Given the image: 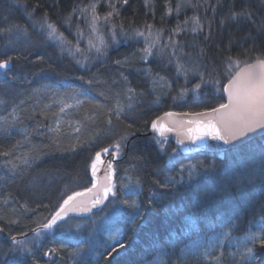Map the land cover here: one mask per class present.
<instances>
[{
  "label": "trees",
  "instance_id": "trees-1",
  "mask_svg": "<svg viewBox=\"0 0 264 264\" xmlns=\"http://www.w3.org/2000/svg\"><path fill=\"white\" fill-rule=\"evenodd\" d=\"M245 2L246 0H220V6L217 8L216 22L213 25L214 39L210 47L212 55L216 57L215 76L220 82L219 86L214 85L216 86L214 89L211 86L203 88L196 97H189L181 103L173 99V97L177 98L179 87V80L176 78L174 69L170 66L165 67L166 62L157 58H150V63L146 65L139 59L138 48L133 45L120 46L109 53L103 64L87 73H81L74 64L59 56L54 48L45 44L33 50L28 60L20 59L13 62L10 66L12 73L21 79L27 76L30 81L18 85L22 93L20 98L25 100V104L21 107L27 108L29 115L38 103L41 106L51 103L49 96L52 92L47 89L42 91L38 98L29 99L28 93L32 88H44L45 85L63 93L65 87L60 84L67 82L66 87L70 89L78 92L88 90L89 100L92 102L86 101L78 111L67 110L66 116L62 114L64 122L61 125L62 135L59 149L47 138L54 135L47 132V126L51 123L54 127L55 121L45 120L39 115V107L36 108V119L44 125L41 131L45 135H32L30 139L33 144L43 147V153L39 162L33 165L31 176L23 182L13 183L8 180L4 175L3 160L0 159V196L10 192L15 198L13 204L16 208H19V203L27 202L30 209L27 213L20 209L18 213L8 214L12 219H19L17 225L9 226L0 222V226L10 230L12 235L22 237L19 235L20 232H28V237H30L32 232L29 229L36 228L46 217L50 218L63 199L75 192H85L91 188L90 163L95 153L108 147L118 137L119 131L126 128L128 124L132 127L127 130L133 133L129 137L127 147L113 165V183L116 185L114 191L117 195L108 196L102 208L95 214L83 219L65 220L64 223L69 225L65 232L60 236L45 238L36 249L32 250L37 264H151L157 257H162L164 264H209V261L204 260L208 241L223 231H228L233 240L225 241L222 248L208 249V254L220 255L222 252L223 257L220 264H241L240 257L233 253L237 251L243 253L245 248L241 246L237 249L235 240L253 231L258 236L264 235V232L256 227L259 225L261 216L264 215L261 212V187L257 185L243 194L233 193L230 198L225 199H210L205 202L198 200V197L205 189H211L214 185L230 179L234 171H242L245 163L248 165L258 163L264 152V137L256 138L245 146L223 153L222 157H219L220 154L210 153L184 157L179 155L168 140L164 147L165 151L161 152L155 139L146 137V134L151 121L165 113H202L213 110L224 103L222 88L231 76L226 74L225 65L221 62V57L227 52L223 48L217 50L216 46L218 44L227 45L230 35L239 41L251 25L232 23L224 28L221 35L218 27L219 20L230 8L234 7L235 10H239ZM87 3L89 0H27V9L28 11L35 9V20H39L44 12H47L50 21L57 25L59 32L72 33L77 30V24L83 26V19L77 21L74 16L71 28H69L64 18L72 11L73 5H86ZM166 3H171L174 7L176 0H154L152 10L145 9L143 0H129V3L123 7L118 5L121 17L114 22L118 28L123 22L126 30L140 27L145 22L153 23L156 27L165 28V33H168L175 26L177 19L180 21L183 19L184 11L179 14V17L175 12L168 16L165 14ZM216 3L217 0H209L210 5ZM108 10L105 0H100L98 12L103 15ZM187 11L192 12L191 9ZM200 14L208 17L213 15L210 9L207 13L201 10ZM5 16H9L12 23L27 28L33 39H39L37 31L31 26L32 21L29 20L25 8L18 6L15 0H0V21ZM182 37L183 40H190L191 35L185 36L184 34ZM5 52L15 56L17 52H24V46L18 42L15 48L5 49L4 42H0V59L6 58ZM240 52H243V48L234 46L231 54L236 57ZM38 54L43 56L44 60L36 63ZM255 55L253 53V61ZM126 56L131 59L125 67L121 68L114 63L116 59L124 60ZM240 59L244 60L246 57L240 56ZM145 68H151L153 73L159 72L166 78L165 86L158 88L155 93L150 91V80L143 75ZM121 72L127 76L128 83L138 92H144V95L139 98L134 111L124 117L123 123L113 121L114 127L109 130L106 124L107 116L103 109L111 105L112 98H106L101 93L106 91L109 85L113 91L121 89L124 84L120 76ZM32 73H37V75H32ZM90 80L93 83L89 84ZM96 80L107 83L97 84ZM113 80L117 83L113 84ZM167 84L172 85L171 91ZM157 96L160 98L159 103L155 102ZM53 110H58V105H53ZM84 114L94 115L96 123L86 122V128L79 134L81 140L88 141L89 136L95 135L97 130L100 135L94 143H85L83 147H77L73 152L70 149L76 141L63 133L72 132L68 126V120H79ZM34 123V120L25 119L24 124L18 127L31 129ZM75 135L77 134L73 132L72 136ZM21 138L19 131L7 138L0 134V149L9 147ZM27 147L26 145L24 149L18 151H25ZM173 154L178 157L175 162L171 159ZM133 156L141 157L148 162L147 167L142 171L144 185L138 198L141 205L138 210L140 215L135 221L126 214L128 210L124 209L120 203L122 199L127 198L126 195H119L121 179L126 176L125 169L130 168ZM186 162L192 164L202 162L213 168L199 175L189 187L181 188L175 194L162 195L157 204L150 206L148 202L150 193L152 191L161 192V189L152 182L156 174L159 173L161 179L165 175L176 176L180 167L188 164ZM36 176H40L41 179L34 186L25 187L29 180ZM184 179L187 182L186 173H184ZM4 207L9 206L0 205V208ZM174 239L177 240L175 244L172 243ZM197 241L201 242L198 250L186 251ZM246 244L253 247L255 251L256 259L251 264H264V249H261L258 244L253 245L250 242ZM9 248L10 244L1 239L0 252L8 253ZM53 248L57 251L52 254L51 259L44 256V252ZM76 249L80 250V255H70ZM4 259H7L9 264H14L16 260H24L25 264H33L31 257H23L17 253L8 254L6 257L0 254V261Z\"/></svg>",
  "mask_w": 264,
  "mask_h": 264
},
{
  "label": "snow or ice",
  "instance_id": "snow-or-ice-1",
  "mask_svg": "<svg viewBox=\"0 0 264 264\" xmlns=\"http://www.w3.org/2000/svg\"><path fill=\"white\" fill-rule=\"evenodd\" d=\"M105 2L109 10L103 15L98 12L100 0H89V3L86 5H73L72 11L64 18V22L69 28H71L74 16L77 21L83 19L89 35L87 51L94 50L98 56L105 55L106 49L109 46L105 36L101 34L105 31L110 33L112 44L119 43L118 36L123 37L125 40L138 41L142 38L143 46L137 49V52L140 53L139 59L147 65L150 63V58L160 56L162 61L166 60L165 67L169 65L174 67L176 77H183L185 81V84L180 87L179 95L181 97L187 95L189 92H198L205 85L219 86L220 82L215 76L217 71L216 57L212 55L210 44L214 39L213 25L216 22L215 15L217 8L220 6V0H217V3L212 5L209 4V0H176L174 7L171 3H166L165 14L168 16H171L175 12L177 17H179L182 11L186 13L187 9L192 10V15L188 16L185 14L183 21L177 19L175 26L168 32L167 41L163 40L165 28L156 27L153 23L147 22L140 27H134L130 30H126L123 22H121L119 33H117V25L114 21L121 17L120 7L127 5L129 0H105ZM15 3L25 8L29 20L32 21L31 26L37 31L39 39H33L27 28L12 23L9 16H5L0 21V42H4L5 49L9 47L15 48L18 42L24 46V52H17L15 56L8 55L5 52L6 58L0 59V134H3L7 138L12 136L14 132L19 131L22 137L9 147L0 149V159L3 160L4 175L13 183L23 182L27 177H30L33 165L37 164L42 158L43 147L33 144L30 139L32 135H45L41 131L44 125L36 119V108L39 107V115L45 120L53 119L55 121L54 127L51 123L47 126V132L54 134L47 138L59 149L62 135L61 125L64 122L62 114L66 116L67 110L75 109L78 111L86 101L88 103L92 102L89 100L88 90L78 92L75 89L65 87L64 92L60 93L45 85L44 88H32L28 96L29 99L38 98L40 93L47 89L52 92V95L49 96L51 103L43 104L42 106L38 103L33 107L30 115L27 108L21 107L25 104V100L20 98L22 93L18 85L30 81H28L27 76L23 79L17 77L12 73L10 66L13 65L14 61L20 59L28 60L33 50L39 49L43 44L53 40L60 41V50L63 53L65 50L63 45L67 41L63 33L59 32L57 25L50 21L47 12H44L39 20H35V9L28 11L27 0H15ZM143 3L145 9L152 10L154 7V0H143ZM209 9L213 13L212 17L201 16V10L207 13ZM232 23L250 24L251 27L245 30L244 35L239 41L230 35L227 45L218 44L216 46L217 50L223 48L227 52L226 55L221 57V62L227 66L226 72L231 76L228 85L223 88L224 92L228 95V103H222L219 108L213 109L212 111L217 115L210 118L207 123L197 122L194 129H188L187 138L191 144L196 145V148L185 149V151H196L204 147L203 141L205 139L220 141L225 146H229V150H232L238 149L243 142L254 135L264 137V0H246L245 5L239 10H235L234 7L230 8L219 20L218 27L221 35L224 28ZM76 28L78 40L75 46V53L83 54L79 47V40L84 38L85 29L81 28L79 24H77ZM181 34H185V36L190 34L191 39H176ZM234 46L243 48V52L237 53L236 57H233L231 54ZM253 53L256 54L254 61L252 59ZM68 55H74L71 49L68 50ZM240 56H244L246 59L241 60ZM133 57H135V53H133ZM130 59V57L126 56L124 60L116 59L114 63L123 68L129 64ZM43 60L44 57L38 54L36 63ZM76 63L80 64L81 67L84 66L83 62L79 59L76 60ZM241 63L245 67L236 72L235 75H231V72L235 68H239ZM32 75H37V73H32ZM143 75L150 80L151 92L155 93L158 88L165 86L164 82L166 78L159 72L153 73L151 68H145L143 69ZM120 76L124 81L121 89L113 91L111 85H109L107 90L101 93L106 98H112L111 105L105 106L103 109L107 116L106 124L109 130L114 127L113 121L122 124L124 117L134 111L139 98L144 95V92H138L128 83V78L123 72L120 73ZM193 77H198L199 82L189 89L186 85ZM78 79L81 78L78 77ZM95 82L97 84L107 83L100 80H96ZM88 83L91 84L93 81L90 80ZM112 83L116 84L117 81L113 80ZM167 87L171 91L172 85L167 84ZM217 90H219L218 87ZM173 99H176V97H173ZM155 102H160L159 96L156 97ZM53 105H58V110L54 111ZM171 115L173 113H165V116ZM184 115H188V113H184ZM195 115H207L211 117V113L198 112ZM25 119L35 121L31 129L18 127L24 124ZM162 120L163 117H157V119L151 121L152 130L160 137H164L166 132L174 131L172 127L162 123ZM86 122L95 124L96 117L84 114L79 120L67 121L72 132L63 133V135H67L76 141L70 149L73 152L76 151L77 147H83L85 143H94L100 135V132L97 130L95 135L89 136L88 141H82L79 134L86 128ZM187 123L192 122L188 121ZM131 127L132 125L128 124L126 128L120 130L118 137L108 147L97 151L91 159L90 168L93 182L92 188H89L88 192H92L98 187L95 179L98 166L105 163L102 159V154L104 156L111 155L113 159L119 158L129 143V137L133 135L132 132L127 130ZM73 132L77 135L72 136ZM153 139L160 146V151L164 152L165 140L156 139L155 137ZM178 143L183 145L185 141L179 140ZM26 145L28 147L25 151H18L19 149H24ZM171 159H174V157ZM147 164L148 162L141 157L133 156L130 168L125 169L126 176L120 182L119 195H126L127 197L122 199L120 203L124 209L128 210L126 214L131 216L133 221L140 215L138 210L141 205L138 198L143 191L144 177L142 171L143 168L147 167ZM212 168L213 166H206L201 162L182 165L176 176L165 175L161 179L159 173H157L152 182L161 189V192L156 193L152 191L150 193L149 205L157 204L162 195L175 194L181 188L189 187L199 175L211 171ZM185 172L187 173V182L184 179ZM113 174V163L108 161L105 176L106 182L100 186L97 195L91 200L90 206L77 201V197L83 196L84 193L75 192L73 195H68L55 208L50 218L46 217L36 228L29 229L35 239L29 238L28 232H20L19 235L24 237V239H18L17 235H12L10 230L0 226V234L7 235V239L11 241L8 253L0 252V254L6 257L8 254L17 253L24 257H31L33 264H37L32 251L33 246L36 245L38 239L46 232L51 231L58 221L64 220L70 213L81 214L90 212L92 208L102 204L110 193L113 196L117 195L114 191L116 185L113 183ZM40 179V176L32 177L25 187L34 186ZM257 185L261 187V212L264 213V152H262L258 163L252 165L245 163L242 171H234L230 179L214 185L211 189H205L198 197V200L206 202L210 199L230 198L233 193L243 194ZM100 192H102V196L99 194ZM14 200L15 198L10 192L0 196V205L9 206L0 208V222H4L9 226L19 223V219L10 218L9 213H18L20 209H23L27 213L30 210L27 202L19 203V201H15V203H19V208H16L13 204ZM259 227L260 231L264 232V215L261 216ZM232 240L233 237L230 236L228 231L217 233L208 241L204 260L209 261V264H220L223 253L221 252L220 255H216L215 253L209 255L208 249L222 248L225 241ZM176 242L177 240H172L173 244ZM245 242H250L253 245L258 244L261 249H264V235L258 236L253 231L244 235L241 239L235 240L236 248L239 249L243 246L245 251L243 253L237 251L233 255L240 257L241 264H251L256 259L255 251L253 247L247 246ZM200 243V241L193 243L191 248L186 251L198 250ZM56 251L57 249L55 248L50 249L44 252V256L51 259L52 254ZM70 255L78 256L80 255V250L76 249ZM0 264H9V262L7 259H4L0 261ZM14 264H25V261L16 260ZM151 264H164V260L162 257H157Z\"/></svg>",
  "mask_w": 264,
  "mask_h": 264
},
{
  "label": "water",
  "instance_id": "water-1",
  "mask_svg": "<svg viewBox=\"0 0 264 264\" xmlns=\"http://www.w3.org/2000/svg\"><path fill=\"white\" fill-rule=\"evenodd\" d=\"M244 67L245 66L239 68L237 70V72H239ZM228 83H229V81L224 86L228 85ZM224 86H223V88H224ZM223 88H222V97L224 99V103H228V95H227V93L224 92ZM217 108H219V107H217ZM170 113H173V115H171V116H165V114L161 115L160 117H163V120L161 122L168 125L169 127H172L174 129V131L166 132L164 137H160V136H158L157 133H155L152 130L151 124H150L149 128H148V132L146 134V137H153V138L155 137L156 139H162V140L170 141L173 144V146L175 147L176 151L179 153V155L184 156V157L192 156V155H196V154H201V153L223 154V153L235 150V149L229 150V146H225L220 141L205 139L203 141L204 147L199 148L196 151H185V149L196 148V145L191 144L187 138L188 129L189 128L194 129L197 125V122L207 123V121L210 118L216 117L217 114L214 113L212 110L202 112V113H211V117L207 116V115L197 116L195 114L184 115L181 113H174V112H170ZM188 121H191L192 123H187ZM259 137H261V136L254 135V136L248 138L245 142H243L240 145V147L245 146L246 144H248L252 140L259 138ZM179 140H184L185 143L183 145H181L178 143ZM108 159L112 160L111 162L113 163V165L118 161L116 159L114 160L111 155L106 156L103 159L105 161V163L98 166V171H97L96 178H95L97 186H98L97 189H94L92 192H88V191L82 192V193H84V195L77 197V201L83 202L86 206H90L91 200L98 193V189L100 188L101 185H103L106 182L105 176H106V171H107ZM91 179H93L92 174H91ZM99 194L102 196V192H100ZM105 201L106 200H104V202L102 204L98 205L97 207L92 208L90 212L81 213V214L70 213L68 217H66L64 220H62V222L67 220V219H70V218L83 219V218L90 216L91 214H95V213L99 212V210L102 208ZM59 222H61V221H58V223ZM1 235H2L3 240L6 241L7 240L6 235L5 234H1ZM30 235H33V234L31 233ZM23 238L24 237H18V239H23ZM9 242L11 243V241H9Z\"/></svg>",
  "mask_w": 264,
  "mask_h": 264
},
{
  "label": "rangeland",
  "instance_id": "rangeland-1",
  "mask_svg": "<svg viewBox=\"0 0 264 264\" xmlns=\"http://www.w3.org/2000/svg\"><path fill=\"white\" fill-rule=\"evenodd\" d=\"M185 14H187L188 16H191L192 12L191 11H187L186 13L184 12V17H183V19L181 21L184 20ZM80 27L85 29L84 38L79 40V47L81 48L83 54L75 53V46H76L77 40H78L77 35H76V31L77 30L76 31L74 30L72 33H69V32L63 33V35H64V37L66 38V41H67L63 45V47L65 49L63 53H61V50H60L61 46H60V41L59 40H53L51 42L45 43V45L51 46L52 48H54L59 56L67 59L70 63L74 64L81 73H87V72L91 71L92 69H95L97 66L103 64L106 61L107 56L109 55V53H111L112 51L116 50L120 46L133 45L135 48H140V47L143 46V39L142 38L139 39L138 41L137 40H125L123 37H120V36L117 37V39L119 40V43L112 44L111 43V35H110V33H107L105 31V32H103L101 34H103L105 36V39L108 41L109 46L106 49L105 55H99L98 56L97 53L94 50L93 51H87V49H88V40H89L88 30L86 29L85 24H83V26H80ZM116 31H117V33H119V28L118 27L116 28ZM182 35H184V34H181L180 36L176 37V39L183 40ZM167 39H168V33H165L164 36H163V40L167 41ZM190 39H191V37H190ZM93 40H94V38H93ZM94 42H95V40H94ZM69 49H71L73 51V53H74L73 56L68 55V50ZM85 57H87V59H85ZM154 58L161 59L160 56H157V57H154ZM77 59H79V60H81L83 62V64H84L83 67H81L80 64L76 63ZM164 61L166 62V60H164ZM169 66L172 67L171 65H169ZM243 66H244V64L241 63L239 68H241ZM172 68L174 69V67H172ZM226 68H227V66L225 65V70H226ZM239 68H235L234 71L231 72V75H234ZM174 71H175V69H174ZM226 74L228 75V73H226ZM177 79L179 80V87L177 88L176 101L179 102V103L184 102L189 97H196L203 88L205 89L206 87L208 88L210 86L213 89L216 88V86H214V85H205V86H202L201 89L198 92H189L187 95L181 97L179 95L180 87H181V85L185 84V81H184L183 77H179ZM228 79H230V78L228 77ZM197 82H199V78L198 77H193V78L190 79V81L186 85V87L191 89L193 87V85L195 83H197ZM60 85L63 86V87H66L67 86V82H62ZM166 142H167V140H165L164 147H165ZM105 157L106 156H104L102 154V159H104ZM172 157H174V159L172 160L173 162H175L177 160V158H178V157H176V154H173ZM219 157H222L221 154H220ZM118 159L119 158H117L116 160H118ZM108 161H112V160L108 159ZM186 163H188V162H186ZM190 163L191 162H189L188 164H190ZM180 169H181V167H180ZM90 174H92V173L90 172ZM92 182H93V179H92ZM110 195H112V194L110 193ZM64 222H66V221L59 222L57 225H55L53 227V229L51 231L46 232L41 238H39L37 243H36V245L33 246L32 250L36 249L42 243V241L45 238H48L49 236H60V234L65 232V230L67 229V227H69V225H68V223H64ZM256 227L259 228V230H260L259 225H257ZM29 238L35 239V237H33V235H31ZM1 239H3V238H2V235L0 234V241H1ZM6 241H7V243L10 244V247H11V243L9 242L10 240L7 239ZM245 243H247V242H245Z\"/></svg>",
  "mask_w": 264,
  "mask_h": 264
}]
</instances>
